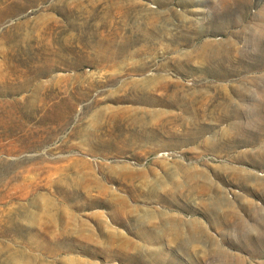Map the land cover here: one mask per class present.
Wrapping results in <instances>:
<instances>
[{"label": "rangeland", "instance_id": "obj_1", "mask_svg": "<svg viewBox=\"0 0 264 264\" xmlns=\"http://www.w3.org/2000/svg\"><path fill=\"white\" fill-rule=\"evenodd\" d=\"M240 263L264 264V0H0V264Z\"/></svg>", "mask_w": 264, "mask_h": 264}, {"label": "bare ground", "instance_id": "obj_2", "mask_svg": "<svg viewBox=\"0 0 264 264\" xmlns=\"http://www.w3.org/2000/svg\"><path fill=\"white\" fill-rule=\"evenodd\" d=\"M147 40L148 41L153 40V35L150 34L147 37ZM178 64L179 65H182V63L180 61L178 62ZM136 70H137L136 68H133L132 69V71H136ZM126 85H127V88H129L131 90V92H132V94L134 96V99L136 101H140L144 105L153 106V105L159 103V104H163L164 106H168V107H171L173 105V106H180L184 110H187L188 109V105H187V102L188 101H186L184 99H177V100H175L174 97H172L171 95L169 96V99L166 100V101H162V100H159V99H152L150 97V94H152L155 90H157L159 88H161L162 90L164 89V84H162V83L157 84L154 81L153 82H149L147 80L146 81H142V82H139V81H136V80H131V81H128L126 83ZM140 94L143 95V97H139L138 95H140ZM122 112H123L122 115L123 114H128V116L130 117V121H131L132 124H136L137 122L144 123V118L146 116H150V117L153 118L156 115L153 111H147V112L137 111V108H136V110L135 109H127V110H124ZM136 114H139L138 116H140V114H144L145 117L144 118L143 117H139V118L132 119L131 117L134 116V115L137 116ZM134 122H136V123H134ZM164 122H166V120L160 118V116H159V118L156 119V123L157 124L162 125V124H164ZM116 197H117L116 201L124 202V200L121 197L120 198H118V196H116ZM112 199H114V198L112 197ZM113 220L114 221H120V219L118 217H116V216H113ZM136 221H137V223L138 222H141V219L137 218ZM142 222H144V221H142ZM116 241H117V238H114V236H111L109 238L108 243H107L108 246H106V248L104 250L105 251H107V250L108 251H110V250L111 251L112 250L116 251L117 250L119 253H124L129 248H132V249L134 248L137 251H139V250L142 249V248L133 247L130 243L124 242V241H121V242H119V243L116 244ZM143 251L150 252L151 253L154 250H152V251H150V250L149 251L148 250L147 251L146 250H143ZM155 263H158V262L155 260Z\"/></svg>", "mask_w": 264, "mask_h": 264}]
</instances>
